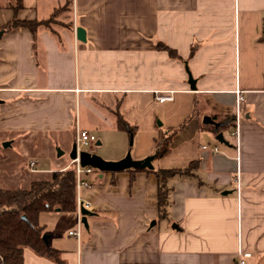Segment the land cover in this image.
I'll return each instance as SVG.
<instances>
[{
	"label": "crops",
	"instance_id": "0c3cea01",
	"mask_svg": "<svg viewBox=\"0 0 264 264\" xmlns=\"http://www.w3.org/2000/svg\"><path fill=\"white\" fill-rule=\"evenodd\" d=\"M14 17L50 21L35 35L1 30L0 132L74 142L77 129L121 130L120 116L151 137L177 128L152 165L182 169L167 180L163 216L154 173L94 169L79 240L68 234L76 211L39 214L62 263L25 248L22 264H233L239 249L264 264V0H0V27ZM156 90L172 99L156 101ZM95 144L88 151L100 155Z\"/></svg>",
	"mask_w": 264,
	"mask_h": 264
},
{
	"label": "trees",
	"instance_id": "16d2710c",
	"mask_svg": "<svg viewBox=\"0 0 264 264\" xmlns=\"http://www.w3.org/2000/svg\"><path fill=\"white\" fill-rule=\"evenodd\" d=\"M50 19L42 21H11L0 27L6 31L15 27H26L34 35L38 25H47ZM259 40L264 41V21ZM157 48L166 50L176 58V51L163 42H157ZM229 119V118H228ZM230 121V119H229ZM117 127L134 133L122 117L117 118ZM177 128L158 138L155 144V157H161L170 150L171 137ZM0 145V149H1ZM134 172L145 170L154 173L157 178V206L160 216L166 215L168 204V178L182 172L180 168L129 169ZM26 187H2L0 185V264H22L23 250L31 249L38 255L45 256L57 263H62L59 251L43 240L44 226L39 223V214L43 211L56 210L73 212L76 208L75 174L69 165L53 169L41 177L29 178Z\"/></svg>",
	"mask_w": 264,
	"mask_h": 264
},
{
	"label": "rangeland",
	"instance_id": "374dc122",
	"mask_svg": "<svg viewBox=\"0 0 264 264\" xmlns=\"http://www.w3.org/2000/svg\"><path fill=\"white\" fill-rule=\"evenodd\" d=\"M159 120L157 125H159ZM157 132L151 137L148 133H131L116 128H93L91 131L96 140L88 145H80L81 149L93 150L98 139L102 140L100 155H115L130 151L133 159H140L155 152V144L165 132V126H157ZM132 136V143L130 140ZM12 137L13 142L3 147V139ZM154 137V138H153ZM156 138V140H154ZM73 144V137L68 133L66 136L52 134L45 131H30L19 133L0 132V185L2 187H26L29 178L46 175L49 170L56 169L61 164L63 167L71 165L69 156ZM58 151L62 153L58 155ZM103 156H101L103 158ZM36 162V171H30L29 162ZM76 210V209H75ZM44 216V215H42ZM41 221H49L48 217H42ZM42 223V222H41ZM50 223V221H49Z\"/></svg>",
	"mask_w": 264,
	"mask_h": 264
},
{
	"label": "built area",
	"instance_id": "2783aa9c",
	"mask_svg": "<svg viewBox=\"0 0 264 264\" xmlns=\"http://www.w3.org/2000/svg\"><path fill=\"white\" fill-rule=\"evenodd\" d=\"M172 91H166L161 92L156 90L154 92V98L158 102H163L166 100L172 99ZM238 93V91H237ZM237 113V110H236ZM237 116V114H236ZM236 136L238 135V127H237V119H236V130L234 132ZM96 140V136L92 133H90L88 130L85 129H77L75 134V140L76 143V158L71 160V167L74 170L75 174V191H76V214H77V224L74 230H70L68 234L70 236H74L77 240H79L81 230L83 229V223L81 222V211L80 208H89L90 202L88 200H84L80 196V192L82 188H86L90 186V183L87 179H85V175L91 173L94 168L91 166H81L79 162V152L81 150L80 145H88L90 142H93ZM36 162L34 160H31L29 162V168L30 170H35ZM236 182H237V192L239 193V187H240V177L239 175L236 176ZM252 252L245 251L242 249H239L236 253V257L233 261V264H249L250 259L252 258Z\"/></svg>",
	"mask_w": 264,
	"mask_h": 264
},
{
	"label": "water",
	"instance_id": "95a60500",
	"mask_svg": "<svg viewBox=\"0 0 264 264\" xmlns=\"http://www.w3.org/2000/svg\"><path fill=\"white\" fill-rule=\"evenodd\" d=\"M76 38L78 40L84 41L85 40V31L81 27L76 28ZM0 36H1V30H0ZM189 82L191 84V87H194V80L191 78L189 75ZM202 121L204 123H209L217 126V123L208 115H205L202 118ZM131 140L130 144L132 143V136L130 135ZM216 139L220 142H225L222 132H218L216 134ZM10 142L5 141L3 142L2 146L6 147L9 146ZM62 152L58 151V155H60ZM70 159L73 160L76 158V143L73 142L70 153H69ZM155 157V152L151 155H148L142 159H133L130 155V151H127L125 155L118 159V160H106L102 158L101 156L91 153L88 150H81L79 152V162L81 166H91L92 168L100 171V172H105V171H121L125 169H143V168H148L152 169V160ZM58 210V209H56ZM82 217H81V222L83 223V226L85 229L88 228V223L86 220V216L90 213V211L87 208L81 207L80 208ZM43 240L47 243V238L48 236L46 234H43Z\"/></svg>",
	"mask_w": 264,
	"mask_h": 264
}]
</instances>
